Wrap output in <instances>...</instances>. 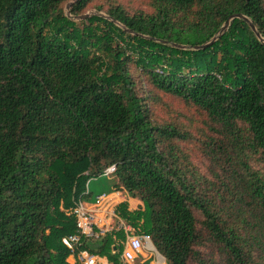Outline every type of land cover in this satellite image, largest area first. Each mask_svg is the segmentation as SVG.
<instances>
[{"label":"trees","instance_id":"1","mask_svg":"<svg viewBox=\"0 0 264 264\" xmlns=\"http://www.w3.org/2000/svg\"><path fill=\"white\" fill-rule=\"evenodd\" d=\"M70 1L0 0V264H69L71 211L111 165L113 190L144 205L119 214L169 264H264V0L111 5V21L92 16L83 29L65 16ZM129 61L205 114L210 176L181 160L186 132L152 120ZM115 241L81 249L123 264Z\"/></svg>","mask_w":264,"mask_h":264},{"label":"rangeland","instance_id":"2","mask_svg":"<svg viewBox=\"0 0 264 264\" xmlns=\"http://www.w3.org/2000/svg\"><path fill=\"white\" fill-rule=\"evenodd\" d=\"M74 4L75 0L67 2L64 4L63 8L65 16L75 22L79 29H83L85 25H88L87 20L92 16L104 17L111 21L112 19L108 15V10L111 5H121L130 13L138 11L149 12L151 10L149 0H90L85 12L80 16H74L71 14V8ZM100 26L105 27L103 24ZM118 26L123 28L120 24H118ZM261 40L264 41V38H261ZM124 48L127 50L126 47ZM127 51L128 55H132L133 57L136 56L129 50ZM128 68L133 75V81L138 95L145 99L144 102L149 107L152 120L157 124L172 123L188 134V140L181 141L182 144H180V148L183 150V153L180 154L181 160L191 162L200 172L210 176V169H212V166H210L209 161L203 153V141L207 136L213 135V133L207 125L208 120L205 114L185 104L178 98L157 92L132 61H129ZM116 182L117 178L114 175H100L99 177L90 178L87 183V191L91 193V200L89 201H93L96 195L112 192ZM125 196L129 199L131 204L141 205L142 208L144 207L139 197L134 198L129 194H125ZM196 216L198 219H201L197 211ZM205 248L209 251L213 249L211 246H205ZM200 250L209 254L208 251L203 248ZM218 257L221 259L220 256ZM68 260L71 261L70 258ZM152 260L153 257L149 255L145 263L137 260L135 264H150ZM166 264L169 263L167 262Z\"/></svg>","mask_w":264,"mask_h":264},{"label":"built area","instance_id":"3","mask_svg":"<svg viewBox=\"0 0 264 264\" xmlns=\"http://www.w3.org/2000/svg\"><path fill=\"white\" fill-rule=\"evenodd\" d=\"M116 169V165H111L101 175H114ZM125 194L113 190L99 194L91 202L80 200L75 203L71 214L76 219V233L63 239L64 245L70 250L71 261L67 259L69 264H102L99 256L92 255L81 247L85 239L96 241L107 235H113L116 244L123 243V264H135L137 260L145 263L149 255L153 257L150 264L167 263L153 244L151 236L134 228L119 214V206L129 204ZM119 233L124 234L125 240L117 239Z\"/></svg>","mask_w":264,"mask_h":264},{"label":"water","instance_id":"4","mask_svg":"<svg viewBox=\"0 0 264 264\" xmlns=\"http://www.w3.org/2000/svg\"><path fill=\"white\" fill-rule=\"evenodd\" d=\"M76 1H77V0H75V2H76ZM244 18L250 23V25L252 26V28L254 29V31L257 32V29H256V27L252 24V22H251L250 20H248L246 17H244ZM229 25H230V22L226 23V25L222 28V30H221L219 36L222 35V34H224V32L228 29ZM216 40H217V37H215L210 43H213V42H215ZM262 41H263V40H262ZM263 42H264V41H263ZM210 43H208V44H210ZM208 44H207V45H208ZM205 46H206V45H205ZM205 46H203V47H205ZM203 47H201V48H203Z\"/></svg>","mask_w":264,"mask_h":264},{"label":"crops","instance_id":"5","mask_svg":"<svg viewBox=\"0 0 264 264\" xmlns=\"http://www.w3.org/2000/svg\"><path fill=\"white\" fill-rule=\"evenodd\" d=\"M128 203H129V208L131 211H134V210L141 208V205L131 204L129 199H128ZM99 258H100V261L102 264H110L108 262L107 258H102V257H99Z\"/></svg>","mask_w":264,"mask_h":264}]
</instances>
